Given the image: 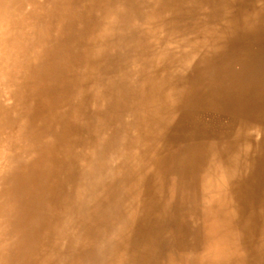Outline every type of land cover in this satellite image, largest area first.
<instances>
[{
  "label": "bare ground",
  "instance_id": "obj_1",
  "mask_svg": "<svg viewBox=\"0 0 264 264\" xmlns=\"http://www.w3.org/2000/svg\"><path fill=\"white\" fill-rule=\"evenodd\" d=\"M0 46V264H264V0H0Z\"/></svg>",
  "mask_w": 264,
  "mask_h": 264
},
{
  "label": "rangeland",
  "instance_id": "obj_2",
  "mask_svg": "<svg viewBox=\"0 0 264 264\" xmlns=\"http://www.w3.org/2000/svg\"><path fill=\"white\" fill-rule=\"evenodd\" d=\"M50 8V4L48 1H45L42 3V7L39 8L37 4H31L28 7V12L31 14H26L29 15L30 18H28L26 21H22L19 26L20 28L22 27L23 31L26 33L25 37L22 38L20 41H11L10 43H13L17 46L16 50L14 49V53L12 52V59L19 63L20 66H12V68L8 69V73L14 74L15 79L12 80L10 78V81L7 82L11 83L13 82L14 84H20V76L22 73L26 71V64L30 60L33 59V50L36 47L37 41H33V39H30V37H27L28 35H32L34 32L39 31L40 27H42L43 21L46 19L47 12ZM25 26V27H24ZM20 47V48H19ZM33 49V50H32ZM4 49L0 46V57L2 53H4ZM1 61V58H0ZM25 68V70H24ZM214 82H211V85L209 87H217ZM214 83V84H213ZM4 87V92L7 96H10L12 93H14L13 86L11 85L10 87ZM209 85V84H208ZM207 85V86H208ZM216 85V86H215ZM211 87V89H212ZM29 88H26V93H28ZM13 100V99H12ZM11 98H8L5 101V104L7 106H11V111L9 115H6L4 117H0V143L3 141H9L11 145L15 143L16 138L19 136L20 131H21V126L25 122L26 116H27V110L28 106L27 103L24 100H19L12 101ZM16 113V114H15ZM15 114V115H14ZM13 147V146H12ZM12 147H9L7 149V152H9ZM15 147H13V150ZM9 150V151H8ZM6 151V150H5ZM1 176V173H0ZM3 234V239L5 242H8L12 239L11 238V230H4L2 229Z\"/></svg>",
  "mask_w": 264,
  "mask_h": 264
}]
</instances>
